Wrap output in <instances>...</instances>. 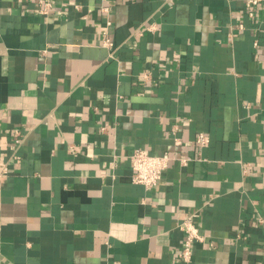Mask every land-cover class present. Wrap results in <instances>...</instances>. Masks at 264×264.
Wrapping results in <instances>:
<instances>
[{
	"label": "crops",
	"instance_id": "crops-1",
	"mask_svg": "<svg viewBox=\"0 0 264 264\" xmlns=\"http://www.w3.org/2000/svg\"><path fill=\"white\" fill-rule=\"evenodd\" d=\"M248 1L0 0V264H184L189 217L192 264H264ZM136 149L171 158L154 189Z\"/></svg>",
	"mask_w": 264,
	"mask_h": 264
},
{
	"label": "built area",
	"instance_id": "built-area-1",
	"mask_svg": "<svg viewBox=\"0 0 264 264\" xmlns=\"http://www.w3.org/2000/svg\"><path fill=\"white\" fill-rule=\"evenodd\" d=\"M260 1L261 0H249L247 2L246 8L249 17L255 16V8L259 5ZM51 8L50 3H46L41 13L47 15ZM149 29H152V27ZM108 44L111 43L108 42ZM208 141V138L204 134H200L197 138V144L200 147L206 145ZM129 159L133 171V182L142 185L148 190L154 189L158 185L171 160L168 154L151 155L141 149L133 151ZM178 227L183 233V240L178 253L179 261L184 264H192L195 245L203 242L204 237L200 232L199 225L193 217L183 220Z\"/></svg>",
	"mask_w": 264,
	"mask_h": 264
}]
</instances>
